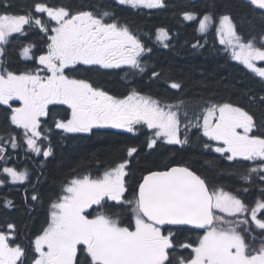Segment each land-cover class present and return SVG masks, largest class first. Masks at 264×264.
Here are the masks:
<instances>
[{"label": "snow or ice", "instance_id": "snow-or-ice-1", "mask_svg": "<svg viewBox=\"0 0 264 264\" xmlns=\"http://www.w3.org/2000/svg\"><path fill=\"white\" fill-rule=\"evenodd\" d=\"M248 2L264 13V0ZM117 3L132 8L165 7V0H117ZM33 11L46 13L54 26L49 28ZM183 17L194 21L197 14L187 11ZM213 20L212 13H205L199 19L198 31L207 33ZM33 25L45 34L51 33L47 36L46 52L38 57L42 68L15 72L0 64V104L11 108L10 101L21 102L19 107L11 108L9 120L22 130V139L29 150L37 155L42 153L45 158L52 155L50 143L42 147V141L47 139L45 133L50 131L42 128V118L49 116V105L62 104L68 106L70 116L54 119L56 129L91 133L94 128L112 127L133 132L135 125L144 124L153 130L149 148L161 137L169 144H187L189 127L200 128L203 136L219 142L214 151L225 155L228 161L242 159L255 163L245 170L243 180L250 181L257 174L264 181V175L260 174L264 172V135L253 134L257 122L244 107L230 102L207 103L201 114H193L196 121L193 124L183 100L162 103L136 89L116 96L87 79L66 75V69L80 64L103 69L130 65L144 71L141 57L152 49L114 14L41 2L24 14L0 13V56L13 33H22L25 26ZM216 35L224 51H230L234 60L264 79V67L256 63L264 61V43L257 46L254 39L245 40L229 14L219 16ZM156 38L168 47L167 29H157ZM261 40L264 41V36ZM196 46L199 41L193 47ZM33 47H23L21 54L31 58ZM42 71L48 74L41 75ZM159 75L152 72L153 77ZM170 87L180 89L182 85L172 82ZM258 99L264 103V96ZM182 115L186 121L183 138ZM8 144L13 149L20 146L14 134H9L7 140L0 136V160L5 159ZM211 147L204 144L206 149ZM137 151L136 147H128L127 156L132 157ZM129 164L124 159L98 177L82 175L67 182L63 194L50 205L47 226L32 241L31 264H264V238L258 247H253L257 237L250 228L251 222L264 230V218L258 217L264 210V198H258L255 206L249 208L239 195L210 187L190 166L148 171L128 198ZM0 171L12 183L29 178L27 169L18 171L5 166ZM4 184L5 180L0 179V185ZM31 199L39 197L32 195ZM4 206L10 208L13 202L5 200ZM93 206L95 214H90L88 210ZM246 213L250 220L244 216ZM125 214L132 218L128 226L120 219ZM188 226H191L188 230H204L203 235L196 242H178L177 235ZM14 231L12 223L7 224L6 230H0V264H24L25 249L10 242ZM178 248L191 252L188 256L175 255Z\"/></svg>", "mask_w": 264, "mask_h": 264}, {"label": "trees", "instance_id": "trees-1", "mask_svg": "<svg viewBox=\"0 0 264 264\" xmlns=\"http://www.w3.org/2000/svg\"><path fill=\"white\" fill-rule=\"evenodd\" d=\"M0 2L6 3L7 9L13 12L30 9L37 2L68 5L74 10L91 9L99 13L109 11L121 23L128 24L146 47L152 49L141 57L144 71L131 66L103 69L99 66L79 65L70 69V75L77 79H87L116 96L122 97L136 89L162 103L183 100L188 106L189 119H192L193 124L196 123L193 114H201V109L207 103L230 102L252 113L258 122V133L264 135V103L258 99L264 96V79L234 60L230 51H224V45L219 43L215 29L218 17L229 14L237 31L246 40L251 38L257 41L261 38L264 35V13L251 6L248 0H165V7L158 9L121 6L115 0ZM187 11L196 13L197 19L185 20L183 13ZM209 12L213 14L214 23L207 33H200L199 19ZM159 28L168 30L169 38L165 41L168 47H164L156 38ZM27 37L38 45L39 38L43 36L37 30H29L26 37L14 38L4 51V64L7 68L25 70L31 67V62L25 61L22 51L17 48L18 44L28 43ZM198 41L199 46L193 47ZM39 51L37 46L33 54ZM153 71L159 73V77H153ZM172 82H179L182 87L172 89ZM60 109L52 107L44 122V129L50 131L46 134L47 143L43 140L42 146L50 143L53 151L51 157L43 158L35 156L24 146L22 130L14 128L10 123L11 108L0 104V136L7 140L9 134H14L20 145L16 149L10 144L6 145L5 159L0 160V165L15 167L18 171L27 169L29 174L27 181L21 184L1 178L5 184L0 185V230H6L9 223L15 225L14 238L10 242L20 244L26 250L24 264H31L34 250L32 241L47 226L50 205L61 195L69 179L105 171L128 157V147L138 149L129 159L128 197H131L144 173L165 169L170 165H185L205 178L210 187L223 188L239 195L249 208L255 206L258 198H264V181L257 174H253L250 181L241 178L245 170L252 166L244 161L227 162L223 156L214 154L212 148H204V144L209 143L200 128L189 127L187 144H168L158 139L155 146L149 148L152 133L140 124L134 126L133 132L103 127L94 129L90 134L61 135L53 129L54 117L63 114L59 112ZM181 120L183 138L186 123L183 115ZM32 195H38L39 199L33 201ZM5 200L12 201L13 206L5 207ZM246 217L249 219V214ZM258 217L264 218V210L258 213ZM123 220L128 222L129 215H123ZM250 228L253 235L264 237V230L252 224ZM196 238L195 232L187 228L176 237L181 243L196 242ZM177 251H180V256H188L191 252L181 249Z\"/></svg>", "mask_w": 264, "mask_h": 264}, {"label": "flooded vegetation", "instance_id": "flooded-vegetation-1", "mask_svg": "<svg viewBox=\"0 0 264 264\" xmlns=\"http://www.w3.org/2000/svg\"><path fill=\"white\" fill-rule=\"evenodd\" d=\"M41 3H45V2H41ZM47 3V2H46ZM35 4V3H34ZM33 4V5H34ZM49 6H60V5H62V4H50V3H47ZM33 5H32V7L30 8V9H33ZM7 4L6 3H4V2H0V11L2 12V13H4V12H8V13H11V14H24L25 13V11L26 10H24V11H16V12H13V11H10V10H8L7 9ZM30 9H27V10H30ZM33 15L34 16H38L39 18H41L42 20H44L47 24H48V26H49V28L50 27H52V26H54V21H50L49 20V18L47 17V14L46 13H43V14H41V13H35L34 11H33ZM29 29H31L32 31H34V30H37L38 32H39V34H41L43 37L42 38H39V43H38V45L37 44H35V42H33V40L31 39V38H29V37H27V39L26 40H29V41H32L35 45L34 46H38L39 47V49H43V50H47V43H48V40H47V36L48 35H50L51 33L49 32V33H47V34H45L43 31H41L40 29H39V27L38 26H35V25H33V26H29ZM26 37V36H25ZM20 38V35H17V39H19ZM16 39V38H15ZM23 47H25V45H23V44H18V46H17V48H23ZM21 71H23V69L21 68V69H19V70H17V72H21ZM12 102V101H11ZM15 103L17 104L16 105V107H19L20 106V101H18V100H16L15 101ZM64 110V112L66 111V117L65 118H67V117H69L70 116V111H68L67 109H63ZM252 114V113H251ZM64 118V119H65ZM255 118V120H256V122H257V119H256V117H254ZM257 126H258V122H257ZM259 128H256V130H255V135H260L258 132H260V129L258 130ZM262 132V131H261ZM253 133V134H254ZM49 157H51V156H49ZM48 158V157H47ZM99 173V172H98ZM129 198V197H128ZM110 203H112V202H110ZM120 219H121V221H122V223H123V225L124 226H128V225H130L132 222H131V216H129V220H128V222H126V221H124L123 220V215L120 217Z\"/></svg>", "mask_w": 264, "mask_h": 264}, {"label": "rangeland", "instance_id": "rangeland-1", "mask_svg": "<svg viewBox=\"0 0 264 264\" xmlns=\"http://www.w3.org/2000/svg\"><path fill=\"white\" fill-rule=\"evenodd\" d=\"M201 18H202V17H201ZM257 63H258V62H257ZM47 74H48L47 72H44V71L41 72V75H47ZM163 139H164V138H163ZM164 140H165V139H164ZM165 142H166V140H165ZM215 146H217V145H215ZM201 235H203V233L200 234V236H201ZM176 254L178 255V253H176Z\"/></svg>", "mask_w": 264, "mask_h": 264}, {"label": "water", "instance_id": "water-1", "mask_svg": "<svg viewBox=\"0 0 264 264\" xmlns=\"http://www.w3.org/2000/svg\"><path fill=\"white\" fill-rule=\"evenodd\" d=\"M174 166V165H173ZM170 167H172V166H170ZM165 170V169H164ZM189 228L191 227V226H188ZM197 230H202V229H197Z\"/></svg>", "mask_w": 264, "mask_h": 264}]
</instances>
